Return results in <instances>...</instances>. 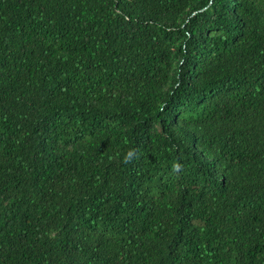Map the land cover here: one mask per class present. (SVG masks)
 <instances>
[{"label":"trees","instance_id":"trees-1","mask_svg":"<svg viewBox=\"0 0 264 264\" xmlns=\"http://www.w3.org/2000/svg\"><path fill=\"white\" fill-rule=\"evenodd\" d=\"M0 264H264V0H0Z\"/></svg>","mask_w":264,"mask_h":264}]
</instances>
